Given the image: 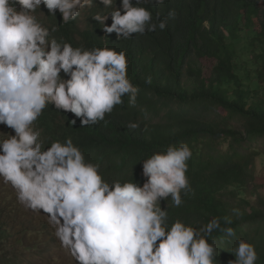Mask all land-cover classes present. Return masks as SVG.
Masks as SVG:
<instances>
[{
    "label": "clouds",
    "instance_id": "clouds-1",
    "mask_svg": "<svg viewBox=\"0 0 264 264\" xmlns=\"http://www.w3.org/2000/svg\"><path fill=\"white\" fill-rule=\"evenodd\" d=\"M99 2L110 11L92 19L119 41L167 27L145 6L165 0H121L119 8L117 0ZM94 5L96 0H0V124L14 132L0 138V183L12 189L24 211L46 218L72 264H217L213 233L222 234L221 242L236 238L232 218H223L228 226L216 217L193 226L168 214L169 201L179 208L183 196L193 192L189 144H169L143 159L141 185L133 179V167L132 179H106L101 164L89 160L71 136L47 144L42 139L38 122L48 108L74 114L86 128L121 108L125 94L127 108L137 106L140 88L129 79L125 50L73 46L55 37L58 26H46L35 14L45 15L44 9L51 22L58 11L66 25ZM168 15L174 19L175 11ZM139 127V121L128 124L132 130ZM231 211L242 215L238 208ZM229 252L235 259L228 264L260 259L255 244L243 238H236Z\"/></svg>",
    "mask_w": 264,
    "mask_h": 264
},
{
    "label": "trees",
    "instance_id": "trees-1",
    "mask_svg": "<svg viewBox=\"0 0 264 264\" xmlns=\"http://www.w3.org/2000/svg\"><path fill=\"white\" fill-rule=\"evenodd\" d=\"M96 2L69 24H61L58 11L57 18L43 23L58 26L55 37L73 46L125 50L129 79L140 88L137 106L127 108L125 94L121 108L86 128L74 114L48 108L38 122L42 139L47 144L71 136L89 160L101 164L106 179H132L133 167V179L141 185L146 179L143 159L169 144H189L193 192L183 196L179 208L168 202L170 220L199 226L216 217L228 226L223 218L229 216L236 238L254 243L257 264H264V177L255 173L256 161H264V0H165L160 6L145 5L154 19L159 14L167 21L166 29L120 41L92 19L97 12L110 11ZM120 5L117 0L116 7ZM170 10L175 11L174 19L169 18ZM111 23L109 15L105 24ZM136 121L140 127L129 129V122ZM161 207L167 210L166 200ZM232 208L242 215L234 216ZM9 209L0 206V251L13 235L4 218ZM213 237L220 252L217 264L234 260L229 250L236 238L221 242L218 232Z\"/></svg>",
    "mask_w": 264,
    "mask_h": 264
},
{
    "label": "rangeland",
    "instance_id": "rangeland-1",
    "mask_svg": "<svg viewBox=\"0 0 264 264\" xmlns=\"http://www.w3.org/2000/svg\"><path fill=\"white\" fill-rule=\"evenodd\" d=\"M35 14L41 22H50V16H45L39 10ZM7 133L14 134L10 128L0 124V138H6ZM255 166L256 175L264 177V161L258 159ZM261 194L264 197V187ZM252 200L255 201L256 196ZM3 205L10 208L4 218L9 222L13 235L11 241L1 247L0 264H72L52 236L45 223L46 218L24 211L16 203L12 189L0 183V206Z\"/></svg>",
    "mask_w": 264,
    "mask_h": 264
}]
</instances>
